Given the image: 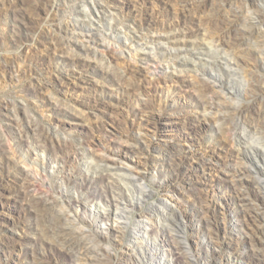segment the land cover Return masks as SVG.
<instances>
[{
	"label": "rangeland",
	"instance_id": "obj_1",
	"mask_svg": "<svg viewBox=\"0 0 264 264\" xmlns=\"http://www.w3.org/2000/svg\"><path fill=\"white\" fill-rule=\"evenodd\" d=\"M189 1L0 0V264H70L52 238L39 241L42 214L25 203L20 173L31 192L54 197L55 208L91 234L105 252L102 264H181L175 239L188 264H264L254 249L264 245V222L237 200L247 192L264 214V186L252 178L264 181V163L252 156L260 144L253 138L239 152L227 128L236 116L204 114L194 84L203 72L224 82L227 76L198 64L160 72L156 65L170 70L183 58L198 63L190 42L178 43L169 59L160 43H146L158 29L198 28ZM85 5L103 17L84 15ZM88 30L95 41L84 37ZM141 51L156 60L141 59ZM263 63L246 59L242 71L257 76ZM243 83L244 89L232 85L226 101H251ZM112 147L122 152L119 173L141 177L147 192L143 198L134 180L119 181L117 191L135 198L131 207L120 205L127 220L105 219L115 209L107 206L106 172L97 160L111 156ZM239 166L251 172L243 181L231 175ZM166 206V222L148 214ZM137 222L143 238L135 234Z\"/></svg>",
	"mask_w": 264,
	"mask_h": 264
},
{
	"label": "bare ground",
	"instance_id": "obj_2",
	"mask_svg": "<svg viewBox=\"0 0 264 264\" xmlns=\"http://www.w3.org/2000/svg\"><path fill=\"white\" fill-rule=\"evenodd\" d=\"M176 1L183 2V0ZM185 4L193 12L198 28L175 32L171 29H158L157 33L146 37V43H160L164 52L163 57L169 59L171 50H176L178 43L190 42V50L198 63L193 58H183L179 60L178 66L171 65L170 70L168 66L163 67L160 64L156 65V68L160 72L170 75H174L177 68L195 69L196 64L209 65L218 71H224L227 76L225 82L219 75L211 72H203L201 73L202 76L197 78L194 84L200 93L199 104L204 114H213L222 120H225L230 114L236 116L237 119L228 124L227 128L236 135L240 145L239 152H247L245 148L250 147V141L256 138L260 145L252 146V156L256 161L264 163V63L262 71L257 76H251L242 71V65L246 59L258 58L264 61V0H190L189 3L185 2ZM92 8L87 10V5H85L80 12L86 16H91L93 20H99L100 17H103V11L96 7ZM197 35L200 36L199 40H191L192 36ZM95 36L91 30H88L84 35L88 41H95ZM81 40L85 39L82 38ZM100 45L109 47V44L103 41L100 42ZM154 50L152 49V51ZM141 53V59L150 62L156 60V56H151V52L141 51ZM120 54L123 55L122 52ZM106 72L110 75L113 74L108 70ZM245 81L248 82L247 85L252 92L251 101L245 106H238L233 102L226 101L230 99L229 94L232 93V85L238 82L239 87L244 89L245 83L243 82ZM30 128L33 130L32 127ZM42 143H44V138L39 139L38 137L35 140L37 147H42ZM110 152L112 153L111 156H100L97 160L98 166L106 172L107 206L115 209L111 213H106L107 215L103 213V216L105 215L107 221L110 219L127 220L129 215H125L124 212H126L127 207L134 205L135 198H125L120 191H117L119 190V181L126 178L134 180L138 185V192L143 198L147 192L144 190L145 186L141 177L119 173L123 170L118 161L122 154L121 149L112 147ZM258 167L260 172L264 174L263 167ZM250 173V169L245 166L233 167L231 171V175L240 181H243L244 177ZM252 178L255 185L264 186L261 175H255ZM25 180L26 175L20 173L19 180L16 182L22 185L21 195L27 206L42 214L39 241L42 243L45 239L52 238L54 243L65 253L70 264H102L101 262L106 256L105 252L99 244L94 242L91 234L75 226V222L68 215L57 210L54 205V197L31 192L29 190L30 185H26ZM241 184L244 183L241 182ZM77 185L76 181L74 186ZM237 200L239 207L245 214L248 213L253 218L264 222V214L255 209L247 192H241ZM120 205L127 207L121 208ZM120 208L122 210L117 211ZM148 214L152 217L157 216L159 220L164 222L171 216L169 206H166L164 211H159L157 207H151L148 209ZM141 229H143L141 223L137 222L135 234L143 238L144 234ZM261 232L264 233L263 230ZM141 233L142 236H140ZM255 233L259 234L258 231ZM135 244L136 247H139L137 242H134ZM175 248L181 253V264H188L190 257L184 252L182 241L175 239ZM254 249L258 253L264 254V245L256 244Z\"/></svg>",
	"mask_w": 264,
	"mask_h": 264
}]
</instances>
